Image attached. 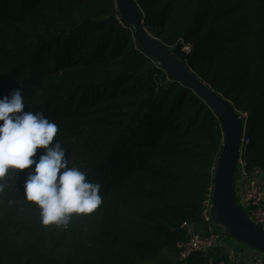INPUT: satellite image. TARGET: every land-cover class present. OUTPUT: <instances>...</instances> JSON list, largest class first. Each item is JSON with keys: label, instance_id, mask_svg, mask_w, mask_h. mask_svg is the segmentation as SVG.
Instances as JSON below:
<instances>
[{"label": "trees", "instance_id": "1", "mask_svg": "<svg viewBox=\"0 0 264 264\" xmlns=\"http://www.w3.org/2000/svg\"><path fill=\"white\" fill-rule=\"evenodd\" d=\"M136 1L148 30L247 113L248 166L264 167V0ZM18 88L25 111L58 125L70 165L102 185L103 204L67 229L43 227L23 197L29 170H10L0 264H172L164 253L187 239L182 224L203 223L223 146L206 101L147 56L116 0H0V98Z\"/></svg>", "mask_w": 264, "mask_h": 264}, {"label": "clouds", "instance_id": "2", "mask_svg": "<svg viewBox=\"0 0 264 264\" xmlns=\"http://www.w3.org/2000/svg\"><path fill=\"white\" fill-rule=\"evenodd\" d=\"M25 108L21 88L0 98V193L10 170L20 175L28 169L24 200L36 206L43 227L67 229L74 217L92 214L103 204L102 185L70 165L66 149L54 140L58 125L43 112Z\"/></svg>", "mask_w": 264, "mask_h": 264}, {"label": "water", "instance_id": "3", "mask_svg": "<svg viewBox=\"0 0 264 264\" xmlns=\"http://www.w3.org/2000/svg\"><path fill=\"white\" fill-rule=\"evenodd\" d=\"M122 19L134 29L135 38L147 56L168 73L171 80L193 89L211 107L223 129V146L213 176L212 224L226 236L264 254V228L251 220L238 204L234 181L241 139L246 124L234 105L198 77L185 61L147 28L145 15L136 0H116Z\"/></svg>", "mask_w": 264, "mask_h": 264}, {"label": "built area", "instance_id": "4", "mask_svg": "<svg viewBox=\"0 0 264 264\" xmlns=\"http://www.w3.org/2000/svg\"><path fill=\"white\" fill-rule=\"evenodd\" d=\"M189 51V46L185 47ZM247 118V113L245 114ZM243 130L240 152L237 160L236 176L238 187L235 190L238 204L247 212L253 222L264 228V167H249L247 161V149L253 140L251 132L248 131V123ZM203 223L196 224L184 222L181 226L187 233V239L175 248L178 255V263L189 259L193 253H203L207 257L205 264H264V254L256 252L252 257L224 258L223 254L217 255L220 238L226 235L218 232L212 224L209 211L212 206V189L203 203ZM202 227L200 229L199 227Z\"/></svg>", "mask_w": 264, "mask_h": 264}, {"label": "crops", "instance_id": "5", "mask_svg": "<svg viewBox=\"0 0 264 264\" xmlns=\"http://www.w3.org/2000/svg\"><path fill=\"white\" fill-rule=\"evenodd\" d=\"M199 228L202 229L201 226ZM218 249L221 254L229 259L235 257L250 258L257 252V250L246 246L235 239H232V241H228V236H223L222 238H220ZM164 255L169 258L172 264H178V255L176 253V250L166 251Z\"/></svg>", "mask_w": 264, "mask_h": 264}, {"label": "rangeland", "instance_id": "6", "mask_svg": "<svg viewBox=\"0 0 264 264\" xmlns=\"http://www.w3.org/2000/svg\"><path fill=\"white\" fill-rule=\"evenodd\" d=\"M253 129H254V126L249 123V125H248V131L251 132L252 136H254ZM237 187H238V180H237V176L235 175V181H234V188H235V190L237 189ZM215 228L217 229L218 232H221V230L218 227H215ZM222 235H224V234H222ZM231 238L234 239L232 236H228V241H232Z\"/></svg>", "mask_w": 264, "mask_h": 264}]
</instances>
